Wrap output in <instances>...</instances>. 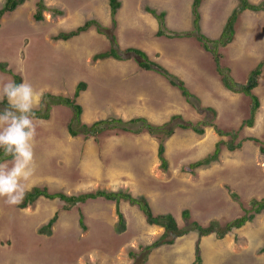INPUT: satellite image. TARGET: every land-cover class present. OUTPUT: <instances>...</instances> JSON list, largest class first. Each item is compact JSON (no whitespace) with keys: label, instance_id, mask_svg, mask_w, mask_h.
I'll list each match as a JSON object with an SVG mask.
<instances>
[{"label":"rangeland","instance_id":"1","mask_svg":"<svg viewBox=\"0 0 264 264\" xmlns=\"http://www.w3.org/2000/svg\"><path fill=\"white\" fill-rule=\"evenodd\" d=\"M119 1L122 6L114 29L109 0H44L48 10L42 21L35 19L39 0H27L1 20L0 63L44 93L73 97L78 84L86 83L77 102L87 124L108 117L126 121L145 117L155 125L174 115L190 122L203 119L164 77L141 70L134 58L94 61L96 54L111 48L110 39L95 28L69 41L55 39L95 19L114 29L120 50L142 49L185 81L203 106L217 110L219 129L239 132L236 142L248 137L264 141V71L254 91L261 104L254 127L240 130L249 116L251 100L224 86L214 54L195 37L157 36L159 22L147 8L166 12L169 30L189 32L194 0ZM238 2L202 0V33L218 39ZM4 3L0 0V9ZM53 10L62 14L54 15ZM236 29L234 42L219 49L220 62L231 70L237 84L245 85L264 58V11L243 12ZM6 80H14L13 75L0 71V85ZM73 119L74 111L61 105L53 108L49 120L36 119L37 168L28 191L48 187L50 192L70 196L123 190L146 197L154 214L170 213L180 227L187 225L185 210L202 226L213 220L225 224L243 215L251 200L264 198V154L250 140L234 152L223 147L218 161L190 174L183 172V166L203 159L220 140L230 137L220 136L212 127L204 135L177 129L165 142L169 169L164 171L156 138L143 133L84 140L70 135L68 124ZM22 203L8 205L0 198V264H132L129 250L150 245L163 234L161 228L146 222L137 206L127 202L119 205L125 216L123 229L117 224L114 202L91 200L70 211L59 200L40 199L26 209ZM55 216L58 219L51 232L41 233ZM198 245L203 264H264V212L223 240L214 235L199 239L197 233L184 236L173 246L154 250L145 264H192Z\"/></svg>","mask_w":264,"mask_h":264},{"label":"trees","instance_id":"2","mask_svg":"<svg viewBox=\"0 0 264 264\" xmlns=\"http://www.w3.org/2000/svg\"><path fill=\"white\" fill-rule=\"evenodd\" d=\"M26 1L27 0H5L4 5L0 9V23L6 14L16 11L20 6L25 4ZM201 1L202 0H194L193 2L192 30L189 32L169 30L166 24V12H157L151 8H147V11L151 13L159 22L160 29L157 32L158 37H195L196 40L202 44L205 50L214 54L217 64L216 69L222 77L224 86L234 93H241L250 98L252 103L250 113L248 118L242 122L240 130H243L245 127L251 128L255 124V117L261 106L260 100L255 94L254 90L258 87L259 79L264 71V58L252 69L247 83L245 85H239L232 77L231 70L228 67L222 66L220 62L221 54L219 53V49L221 47L228 46L234 41L237 34L236 24L241 14L245 11H251L255 13L264 11V2L261 4H253L249 0H239L237 7H235L228 18L220 37L218 39H211L202 33V17L200 13ZM109 4L111 8L112 24L113 28L115 29L117 25L116 16L122 6V3L119 0H109ZM46 10H48V8L45 5L44 0H39L37 3V13L35 14V19L42 21L44 19L43 13ZM53 13L54 15H61L62 11L53 10ZM92 28H95L99 34L107 36L111 42V48L107 51L96 54L93 58L94 61H103L107 59L126 61L130 58H134L141 70L147 72L152 71L164 77L173 88H176L180 92L182 97L193 109H195V111L204 116L203 119L199 122H190L185 121L181 115H174L168 122L162 125H155L145 117H134L128 121L122 118L109 117L105 120H99L92 124H87L82 121L83 107L77 102V99L80 97V93L87 89V84L84 82L78 84L73 97L44 93V104L41 109L36 111V119L49 120L51 118L53 108L56 105H61L69 107L74 111V119L68 124V131L72 137L81 136L83 139L88 140L90 138L97 139V137L103 135H140L147 133L159 141L158 158L161 161V168L164 171L169 169V162L165 155V142L175 134L177 129L191 130L195 134L204 135L206 128L212 127L217 129V132L220 136L230 137V139L227 141L220 140L216 144L214 151L203 159L183 166L182 170L185 173L193 174L197 169L207 167L218 161L220 159L223 147H225L228 151L234 152L241 149L244 145V142L248 140L260 145L261 153L264 154V141L255 137H248L244 140L236 142L235 139L239 135V132H225L223 129H219L215 122L218 116L217 110L213 107L203 106L200 97L188 89L185 81L180 79L175 73L169 71L162 64L152 60L142 49L130 47L126 50H120L117 35L113 31L114 29L110 30L106 28L98 20H88L84 23V25L79 26L74 30L60 33L55 37V39L58 41H69L83 33L88 32ZM0 71L12 74L14 81L17 83L23 82L22 77L14 74L11 70H8L6 64L0 63ZM7 106L8 105L6 102L0 103V110H3ZM5 160H11V157H6L3 153V150L0 149V161ZM40 198L62 201L65 203V209L67 211H70L78 204H85L91 200H106L109 202H114L117 205L116 211L119 218L117 224L122 229L125 227V217L120 210V203L127 202L131 206H137L145 216L147 223L149 225L162 228L163 234L150 245L140 246L138 249L129 250V257L134 260V264H145L154 250L166 245L173 246L178 241V239L191 233H197L199 239L214 235L218 240H223L235 230L243 228L248 223H252L257 215H260L264 212V198L261 200H251L249 203L250 207L248 209L244 208V214L238 216L233 221L222 224L217 220H213L208 226H202L198 222L192 220L189 210H185L183 212V216L187 221V225L185 227H180L172 214H154L150 202L144 196L135 197L131 193L123 190H97L69 196L63 192H50L48 187L39 186L34 187L29 193H27L23 203L21 204V207L26 208L28 205H33ZM57 219L58 216H55L40 230V232L47 234L50 233L51 228ZM81 219L83 220L82 217L80 220ZM80 224L83 225V222H80ZM82 227L86 229V226L83 225ZM262 252H264V247L262 248ZM192 264H203L202 250L199 245L197 246L195 259Z\"/></svg>","mask_w":264,"mask_h":264},{"label":"clouds","instance_id":"3","mask_svg":"<svg viewBox=\"0 0 264 264\" xmlns=\"http://www.w3.org/2000/svg\"><path fill=\"white\" fill-rule=\"evenodd\" d=\"M43 98V90L34 88L27 81L17 83L6 80L0 85V103L6 102L8 105L0 110V149L6 157H11L10 161H0V198H4L8 205L22 203L27 193L32 190L28 191V185L37 168L34 151L37 136L35 113L43 107ZM131 260L134 264V260Z\"/></svg>","mask_w":264,"mask_h":264},{"label":"bare ground","instance_id":"4","mask_svg":"<svg viewBox=\"0 0 264 264\" xmlns=\"http://www.w3.org/2000/svg\"><path fill=\"white\" fill-rule=\"evenodd\" d=\"M156 19V18H155ZM157 20V19H156Z\"/></svg>","mask_w":264,"mask_h":264}]
</instances>
